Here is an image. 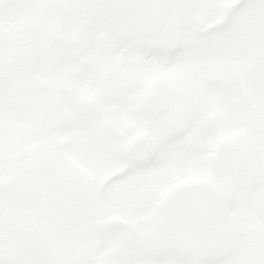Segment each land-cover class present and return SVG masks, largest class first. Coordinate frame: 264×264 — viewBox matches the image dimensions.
I'll list each match as a JSON object with an SVG mask.
<instances>
[{"label":"flooded vegetation","instance_id":"flooded-vegetation-1","mask_svg":"<svg viewBox=\"0 0 264 264\" xmlns=\"http://www.w3.org/2000/svg\"><path fill=\"white\" fill-rule=\"evenodd\" d=\"M113 3L0 0V264H264V90L246 75L264 0ZM190 180L223 201L218 248L192 260L161 226Z\"/></svg>","mask_w":264,"mask_h":264},{"label":"water","instance_id":"water-1","mask_svg":"<svg viewBox=\"0 0 264 264\" xmlns=\"http://www.w3.org/2000/svg\"><path fill=\"white\" fill-rule=\"evenodd\" d=\"M104 2L113 10L114 0ZM246 75L249 82L264 90V52L251 59ZM216 160L215 170L222 176L232 166L228 152L218 149ZM222 206L220 186L190 180L173 187L162 208L161 225L173 250L191 260L212 254L220 243L217 230Z\"/></svg>","mask_w":264,"mask_h":264},{"label":"rangeland","instance_id":"rangeland-1","mask_svg":"<svg viewBox=\"0 0 264 264\" xmlns=\"http://www.w3.org/2000/svg\"><path fill=\"white\" fill-rule=\"evenodd\" d=\"M234 133V131L232 130L230 133H228L229 134V136L230 135H232ZM231 137V136H230ZM192 165H190L189 166V168H190V170H193V173L195 174L196 173V165H195V157L192 159ZM185 166V168H186V164L184 165ZM200 176H203L204 174H203V171H200ZM241 181H245V179H241ZM241 200V199H240ZM239 200L237 199V202H238ZM257 201V199H255V202ZM257 203V202H256ZM255 203V204H256Z\"/></svg>","mask_w":264,"mask_h":264}]
</instances>
